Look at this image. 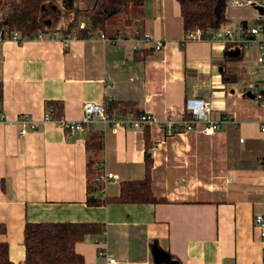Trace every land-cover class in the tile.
<instances>
[{
  "label": "crops",
  "instance_id": "1",
  "mask_svg": "<svg viewBox=\"0 0 264 264\" xmlns=\"http://www.w3.org/2000/svg\"><path fill=\"white\" fill-rule=\"evenodd\" d=\"M229 1L219 0L218 9L228 20L223 29L235 34L261 13L230 7ZM129 18L131 24L112 27L104 39L55 34L16 42L4 33L0 242H7L10 260L22 264L26 222H99L105 226L101 233L74 246L83 264H105L100 248L120 264H168L155 262V249L176 264H264V240L254 226V216L264 214V110L246 93L250 82L263 78L255 65L257 40L243 51L231 44L184 43L176 0H143ZM233 50L240 58L225 60ZM222 66L237 79L224 82ZM189 98L211 102L213 119L231 121L210 135L193 129L165 136L160 121L184 117ZM50 101L63 103L68 122L82 117L86 102H129L152 114L151 188L165 201L88 206L85 131L43 121ZM21 114L36 128L21 134ZM95 129L103 135L104 171L116 176L104 195L116 196L120 182L144 176L143 129Z\"/></svg>",
  "mask_w": 264,
  "mask_h": 264
},
{
  "label": "trees",
  "instance_id": "2",
  "mask_svg": "<svg viewBox=\"0 0 264 264\" xmlns=\"http://www.w3.org/2000/svg\"><path fill=\"white\" fill-rule=\"evenodd\" d=\"M143 0H98L91 10L80 12L74 8V0H62V10L72 19L64 26L53 27L51 15L60 11L53 0H0V33L10 35L16 32L20 41L36 39L38 35L53 36L59 34L62 39H87L95 35H104L109 22L124 15L122 24H131L130 13L141 7ZM179 4L184 35L190 31H219L228 23L227 18L219 12V0H176ZM82 18V21L79 19ZM125 23H124V21ZM83 22V23H82ZM242 27H249L243 24ZM241 51V49H240ZM143 52L142 56H147ZM241 56V54H240ZM224 55L225 60H237ZM224 82L237 79L231 71L222 66ZM1 88V84H0ZM1 92V89H0ZM54 119L63 118V103L50 101L46 103ZM108 114L132 112L141 113L132 103L107 101L104 103ZM145 145L144 176L139 180L122 181L116 196L97 194L101 187L99 162L102 159L104 140L102 132L91 127L85 132V181L86 204L91 207L110 203L139 204L159 203L164 198L154 196L151 188L152 156L149 152L151 139L149 126L143 128ZM105 226L99 222H26L23 229L24 259L22 264H83V256L75 251V244L85 236L98 234ZM3 228L0 227V232ZM0 264H14L8 253L7 242H0Z\"/></svg>",
  "mask_w": 264,
  "mask_h": 264
},
{
  "label": "built area",
  "instance_id": "3",
  "mask_svg": "<svg viewBox=\"0 0 264 264\" xmlns=\"http://www.w3.org/2000/svg\"><path fill=\"white\" fill-rule=\"evenodd\" d=\"M229 6L233 8H255L260 9L261 13L257 14L254 24L249 27H241L237 34L229 29H221L219 31H202L194 30L184 35L183 42H207L210 44L220 45H236L242 51L250 48L252 41L257 40V56L255 65L263 72V78L260 81L250 82L246 87V93L252 97L264 110V0H230ZM45 37H55L49 35H38L36 39H43ZM4 34L0 33V40ZM8 40L21 42L20 35L16 32L10 33L6 37ZM101 39L104 36L101 35ZM163 45L157 43L155 46L156 51H160ZM255 72V71H254ZM213 104L199 98H189L184 103V117L179 120L173 118H166L160 121V126L163 129L165 136H172L176 133L187 132L193 129H198L201 133L210 135L217 131L221 122H230L229 117H221L218 120L211 117ZM45 122H58L65 129L68 130H81L87 131L89 128H95L96 125L102 124L103 126H111L113 128L124 127L133 129H143L145 126H150L156 122L155 117L146 112H141L135 116L132 112L108 114L105 110L104 104L94 102H86L82 106V117L77 121H65L62 119H54L49 110L44 115ZM17 122L21 124L20 133L24 134L28 130L36 128V123L27 115L21 114L17 118ZM260 133L264 138V116L260 121ZM102 160L99 162L101 174L99 179L101 187L97 194L104 195L105 187L109 182L116 179V176L106 173L103 168ZM254 226L257 228L260 238L264 240V214H256L254 216ZM99 255L105 257V264H120L119 261L109 254L107 250L100 248Z\"/></svg>",
  "mask_w": 264,
  "mask_h": 264
},
{
  "label": "rangeland",
  "instance_id": "4",
  "mask_svg": "<svg viewBox=\"0 0 264 264\" xmlns=\"http://www.w3.org/2000/svg\"><path fill=\"white\" fill-rule=\"evenodd\" d=\"M62 0H54L55 6L60 11L56 12V14L51 15L49 18H51V21L53 22V27L56 29H59L60 27L64 26L67 22H69L72 19V16L69 14H65L63 12V8L61 5ZM98 4V0H75L74 2V8L79 10L80 12H86L92 9L93 6ZM125 19L124 15L117 16L113 18L109 23V27L107 30L111 29L112 27H117L121 24L122 28V21L120 20ZM82 21V18L79 19ZM124 21V20H123ZM83 23V22H82ZM125 23V21H124ZM131 23V22H130ZM237 31V28H235ZM110 32V31H109Z\"/></svg>",
  "mask_w": 264,
  "mask_h": 264
},
{
  "label": "water",
  "instance_id": "5",
  "mask_svg": "<svg viewBox=\"0 0 264 264\" xmlns=\"http://www.w3.org/2000/svg\"><path fill=\"white\" fill-rule=\"evenodd\" d=\"M225 56L235 59L240 56V52L239 50L228 51L225 53ZM154 256L156 263L176 264L175 261L170 260L168 256H166L163 252L158 251L157 249H155L154 251Z\"/></svg>",
  "mask_w": 264,
  "mask_h": 264
}]
</instances>
